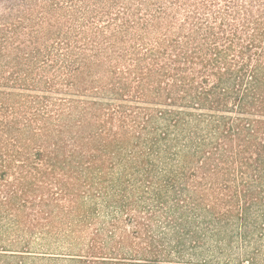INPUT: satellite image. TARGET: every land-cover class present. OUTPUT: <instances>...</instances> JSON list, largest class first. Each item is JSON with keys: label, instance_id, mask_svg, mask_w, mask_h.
Here are the masks:
<instances>
[{"label": "trees", "instance_id": "16d2710c", "mask_svg": "<svg viewBox=\"0 0 264 264\" xmlns=\"http://www.w3.org/2000/svg\"><path fill=\"white\" fill-rule=\"evenodd\" d=\"M16 1L6 0L0 8L8 9L10 4L9 9L15 11L21 7ZM239 2L227 1L224 14H215L213 4H204L202 18L187 17L177 36L146 49L141 59L146 65L137 74V82L151 89L155 106L137 113L146 116L145 127L151 137L148 154L135 156L134 171L127 165L123 173H115L117 165L107 163L109 144L96 149L92 147L96 138L89 139L90 188L97 187L112 209L126 214L124 223L129 228L122 227L114 212L108 226L91 238L89 261L81 257L83 263L219 262L217 252L208 251L205 245L210 234L225 227V215L209 207L215 215L211 221L201 222L203 231L197 226L201 203H254L244 178L250 172L264 175V0ZM160 14L166 12L161 8ZM167 21L178 24L175 15ZM2 42L0 39L1 47ZM44 64L49 70L58 68L48 58ZM151 77L153 87L148 84ZM44 84L46 90L54 89L53 81ZM0 97V198H4L0 220L1 212H7L17 221L23 208L34 207V202L26 199L19 203L21 198H29L35 188L41 190V203H53L60 196L56 193L57 175L69 173L72 167L79 172L84 166L77 162L76 148L64 152L65 146L48 143L51 127L60 128L53 120L59 121L64 115L62 107L71 102L53 100L44 92L42 96L22 94L19 97L29 101L6 106L1 99L16 96L4 92ZM139 100L144 102L143 95ZM14 131H27V141L22 144L12 135ZM105 135H99L100 140L105 141ZM162 163L164 169L159 167ZM236 171L241 173L242 186L233 177ZM127 172L134 179H128ZM10 173L15 176L12 183L7 181ZM217 177L225 178L223 187L216 184ZM91 197L95 200L94 194ZM133 212L137 214L131 216ZM35 217L47 219V214L38 212ZM35 221L30 220L29 228L44 227ZM4 231L1 224L0 233ZM7 248L1 246L0 264H15L12 259L24 264L26 253ZM201 256L204 259H199Z\"/></svg>", "mask_w": 264, "mask_h": 264}, {"label": "rangeland", "instance_id": "374dc122", "mask_svg": "<svg viewBox=\"0 0 264 264\" xmlns=\"http://www.w3.org/2000/svg\"><path fill=\"white\" fill-rule=\"evenodd\" d=\"M227 1L230 0H17L15 4L21 7L15 11L9 9L8 3V9L0 8V93L16 96L1 101L6 106L17 105L29 101L19 97L22 94L31 97L45 92L53 100L71 102L62 107L63 117L53 120L63 132L59 134L52 126L48 143L65 146L64 152L76 148L77 162L84 166L79 172L72 167L69 173L57 175L56 193L60 196L53 203H41V190L34 188L29 198L19 200L33 201L34 207L23 208L17 221L1 212L0 225L6 231L0 233V249L6 246L7 250L26 253L24 264H85L80 259L87 257L86 262L89 261L91 238L108 226L114 212L123 222L122 227L129 228L124 223L126 214L122 216L119 210L112 209V203L106 202L97 187L90 188L89 139L96 138L92 146L96 149L100 144H109L107 163L117 165L115 173H123L127 165L130 172L134 171L131 167H135V156L148 154L151 137L150 129L147 132L145 127L146 116L137 113L144 107L155 106L151 89L140 87L137 82V74L146 65L141 62L143 54L159 42L168 43L177 36L179 25L186 23L187 17L202 18L204 4H213L215 14H224ZM161 8L166 14H160ZM173 15L178 24L167 21ZM46 58L55 61L58 68L46 69ZM45 81H53L54 89L46 90ZM148 81L153 87L154 79ZM12 83L18 84L7 86ZM140 95L144 102L139 100ZM102 134H106L105 141L100 140ZM12 135L22 144L29 137L27 131H14ZM159 167L165 168L163 163ZM14 170L17 177L18 171ZM127 174L128 179H134ZM233 174L242 186L241 173ZM15 176L10 173L7 181L14 182ZM216 179L220 187L225 185V178ZM244 179L254 203H201L197 226L203 227V231L201 222L211 221L215 213L225 215V227L210 234L205 245L208 251L217 252L216 264H264V175L250 172ZM43 191L46 193V188ZM134 199L137 201L138 197ZM209 207H214L215 213ZM38 212H45L47 219H37ZM30 220L45 225L32 229L28 225ZM18 221L22 223L20 227L16 225ZM221 250L224 252L220 253Z\"/></svg>", "mask_w": 264, "mask_h": 264}]
</instances>
